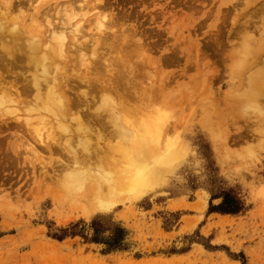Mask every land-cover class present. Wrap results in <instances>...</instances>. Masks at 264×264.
Wrapping results in <instances>:
<instances>
[{
	"label": "rangeland",
	"instance_id": "rangeland-1",
	"mask_svg": "<svg viewBox=\"0 0 264 264\" xmlns=\"http://www.w3.org/2000/svg\"><path fill=\"white\" fill-rule=\"evenodd\" d=\"M71 9L76 19H69ZM97 16L104 18V32ZM14 21L24 30L33 24L21 33L23 49L29 34L47 35L50 22L68 28L74 46L59 76L71 80L73 103L67 123L23 109L24 103L17 113L0 108V264H264V97L251 102L247 79L264 59V0H0L1 24L10 28ZM4 28L0 76L21 91V79L11 72L33 68L7 59L1 45L11 36ZM83 91L89 99L81 102ZM103 93L118 101L107 109L117 110L123 125L114 117L119 125L112 123L105 104L101 108ZM39 111L48 119L44 133L52 127L55 141L37 139L45 126ZM78 114L86 130L72 119ZM138 126L154 132L152 142L145 144ZM120 128L135 133L128 137ZM85 141L91 151L79 156L91 158L81 167L92 176L85 185L65 183L78 166L61 146L80 151ZM141 145L138 166L154 182L137 195L121 188L108 209L94 206L90 185L101 190L96 177L116 171L122 181L125 168L137 166L131 150ZM167 148L179 150L175 164L154 166L152 157ZM225 189L241 198L244 211H210ZM95 217L128 229L126 249L107 253L105 244L91 241ZM76 223L77 234L63 235Z\"/></svg>",
	"mask_w": 264,
	"mask_h": 264
},
{
	"label": "bare ground",
	"instance_id": "bare-ground-1",
	"mask_svg": "<svg viewBox=\"0 0 264 264\" xmlns=\"http://www.w3.org/2000/svg\"><path fill=\"white\" fill-rule=\"evenodd\" d=\"M94 9H96V7H94ZM70 11L72 12L69 14L70 20L76 19L79 16L75 12L74 9H71ZM1 14H3V13H1ZM97 19H98L97 20L98 30L101 33L103 31V29L104 30L107 29V26H106V23L104 21V18H102L101 16H97ZM80 22L81 21H76L75 24L77 26H79L81 24ZM1 23H3V22H0V29L4 28L5 25H7L4 23V26H3V24H1ZM49 24H50V26H48V29L46 32L47 35L44 34L45 36H43V37H37L34 34V36L31 37L32 35L30 36V34H29L28 35L29 40H27V42H23L24 43V49L21 46L22 43L20 40L24 39L23 34L26 35L29 31H31L30 29L33 26V24L30 25L28 28H26V30H24V27H22V25H19L18 21H14L12 26L11 27L9 26L10 28H8V27L4 28V29H6V32H7L6 35L11 36L9 39L10 43H8L7 42L8 40L4 39V37L2 35V39H4L3 40L4 44L1 45V47H2V49L4 48V50H7V54L10 57V58L7 57V59H12V60L15 59L16 63L24 60V62H25L24 65L29 66L31 69L33 68V71H29V73H28V71L26 72V70L24 71L22 69V71L20 73L19 72L15 73L14 70L11 72V69H10L11 67L9 68L10 72L12 74H16V77H17L15 79L16 82H17V80L21 79V81H19V82H22L21 83V86H22L21 91L19 89H17L18 86L16 88H14V86H16V85L15 84L11 85L10 81H8L7 78L0 76V108H2V110L4 111V113L2 112L3 114H5V112L6 113H12V112L18 111V108L16 106H18L19 104L22 105L24 103V105L26 104L27 108H26V106L24 107V105H23L22 106L23 109H26L29 111L34 112L37 110H41V112H42V110H43V111L49 112L50 114H52V116H54L58 119L60 118L61 120L63 119L65 121H66L67 117H69V116H67V114H68L69 109H70V103L71 104L73 103V101L69 97V93H68V91H69L68 90L69 89L68 83H69V81L71 82V80H69V78H65V76H63V75L59 76V73L60 72L62 73V70L65 68V66L62 67V60L68 58L67 51L69 52V49H71L72 46H74V44H71L70 43L71 39L69 41L67 38V33H68L67 27L59 29L56 27V25L51 24V22ZM1 25H2V27H1ZM0 31L2 33L3 29H1ZM1 33H0V35H1ZM21 33H23V34H21ZM18 36H20V37L22 36V39ZM17 37L19 38V41L21 44L17 40L18 39ZM5 38H6V36H5ZM0 40H1V38H0ZM5 40H6V42H5ZM74 43L76 44V42H74ZM10 44H12V45H10ZM20 48H22V49H20ZM15 50H17V51L20 50L19 51L20 54H18V53L16 54L17 51L15 52ZM22 50H24V51H22ZM0 51H2V50H0ZM13 51H14V53H13ZM0 55H2V54H0ZM3 58H4V56H3ZM3 58L0 59L1 62H2ZM9 62L12 64L11 60ZM260 62L261 63H260L259 67L253 66L251 68L250 71L252 73L248 75L249 77H247V79L249 80L248 84H250L254 88V90L251 91L249 96L251 98V102L256 103V104L258 102L262 101V98L264 97V59L262 57H261ZM2 63H4V62H2ZM16 63H15V65H17V67H18L19 64H16ZM5 64H3V65H5ZM254 64L258 65L259 62H254ZM3 65L0 64V66H3ZM20 66H22V65L20 64ZM20 66L18 68H20ZM88 67H91V66H88ZM5 68L7 69V67H5ZM28 70H30V69L28 68ZM5 72H9V70L7 69V71H5ZM63 72H65V71H63ZM27 73L29 74V76L27 75ZM5 76H7V75H5ZM69 84H71V83H69ZM100 84H101V86L105 85L104 82L103 83L100 82ZM93 85H95V84H93ZM98 86H100V85H98ZM104 87H106V85ZM104 87L103 88L100 87V88L104 90ZM108 87H106V88H108ZM13 89H15L14 92H16V93L11 92V91H13ZM92 89H93V86L90 90H92ZM103 90H102V92H103ZM98 91H100V90H98ZM88 93L91 94V92H88ZM93 93H94V91H93ZM81 94H83V96H82L83 98L81 97V95H79L81 97L80 100L84 99V101H85V99L86 100L89 99V98H87V91H83V93H81ZM90 94H89V97H90ZM103 94H105V93H103ZM103 94H101V97L99 96L101 98L100 106L101 105L104 106V104H105L106 107H103V108H105V111L111 109V107L113 109L114 106H115L114 107V109H115L116 106L118 105V101L116 99H114L109 93L105 94V95H103ZM91 95H94V94H91ZM102 95H103V97H102ZM95 96H96V94H95ZM81 102H83V100ZM16 103H17V105H16ZM102 106H101V108H102ZM108 107H109V109H107ZM23 109H20V110H23ZM72 109L70 111H73ZM116 111L117 110H115V112ZM110 112L113 114V115L108 114V115H112V117L109 116L110 119L114 117L115 121L118 120L117 121L118 123L121 122L120 118H122V117H119V115L116 114L115 112H114L115 113V115H114L113 111H110ZM43 113L38 114L39 116L37 115L40 118L39 120L41 122L45 123V126H43L42 128H40L38 130L37 139L41 143H46L48 140L55 141V139L53 137L54 133H53L52 127L49 128L48 133H44V131H43V129L46 128V123L48 120V119L47 120L45 119V115H42ZM106 113H109V112H106ZM117 113H120V112H117ZM207 114H206V116H207ZM99 117H101V116L99 115ZM35 118H37V117H35ZM72 119L78 120V122L80 124V125H78V127L80 129L86 130L87 127H84L85 123H83L82 118L79 116V114L76 117L72 116ZM96 119L97 120L100 119V118H98V115H97ZM29 120L30 119H28L27 123H29ZM114 120H112L113 122L112 121L111 122L116 124L117 122H114ZM58 123L60 124V127H62L64 130L71 132V131H69V127L67 125H65L63 121H59ZM66 123H67V121H66ZM119 124L123 125L122 122ZM122 125H120V126H122ZM138 127L139 128H137L136 131L139 134H141L145 144L147 142H149V143L152 142V140L154 139V136H153L154 132L148 127H142V126H138ZM88 128L90 130V127H88ZM34 129H36V128H34ZM120 130H121V128H120ZM117 131H119V130H117ZM90 132H92V130H90ZM120 132H122L123 134H126V136L128 135V137H131V136H129V133L131 135H132V133H135L134 130L132 131L131 129H127V128L125 130V133L122 130ZM97 134H99L101 136L100 133L97 132ZM78 137H80V136H78ZM122 137H124V135ZM100 138H102V137H100ZM100 140H98V141H100ZM102 142H103V139H102ZM104 143H105V141H104ZM68 144L69 143H67L66 146L62 145L61 149H63L66 152H69L71 155H73V157L75 159L76 166H78V167L75 166L76 168H74V166H72L74 169L72 168L73 171H71L68 174L69 176L72 177V179L71 180H69V178L65 179V183H66V180H68L73 184H74V182H76L77 184H84L85 185V183L89 177L88 175L92 176V174L91 173L88 174V172H86V169L82 168L81 165L86 164L84 162L88 163L91 156L89 158H86V160H85V157H83V156H82L83 158H80L79 153H82L83 150H85L84 153H87V151H91L90 150L91 146L89 147L90 144L88 143V141L87 142L85 141L83 148L80 149V151H79L78 148H76L72 145H68ZM127 144L128 143H126V145ZM99 145H101V144L98 143V146ZM104 149H105V147L104 148L102 147V150H104ZM131 152L134 153V155H136V157H137V166H134V165H131L130 167L127 166V168H125V170H124L125 171L124 173H126V177L124 176L122 181L118 180V176H117V178H114L113 173L116 171H114L113 173L101 172L96 177V182H95L98 184V187L101 188V190L95 192L93 185L92 186L90 185L91 197H92L91 202L97 208H100L103 210V209H108L112 206H115V204L117 203V195H119L121 188L131 189L134 192L133 194L137 195L139 188L142 187L141 185L145 186V185L152 184L154 182L153 177L151 178V174L149 172H147L146 170L140 169V167L138 166L140 161L143 159V157H142V145L137 146L136 148H133L131 150ZM179 154L180 153H179L178 149H176V148H169L168 149L167 148V150L163 154H157V156L155 158L152 157V161L154 163V166H157L160 169H163L165 167L167 168L169 166L171 167L177 161ZM69 162H70V160H69ZM72 163H73V161H72ZM124 164H125L124 166L127 165L126 163H124ZM119 173L121 174L120 171H119ZM69 176H67V177H69ZM103 184H108L106 192H104L105 188L103 189Z\"/></svg>",
	"mask_w": 264,
	"mask_h": 264
},
{
	"label": "trees",
	"instance_id": "trees-1",
	"mask_svg": "<svg viewBox=\"0 0 264 264\" xmlns=\"http://www.w3.org/2000/svg\"><path fill=\"white\" fill-rule=\"evenodd\" d=\"M222 198V201L214 206L210 205V211L220 212L222 214H239L245 210V204L241 200L240 197L235 194V192L231 189H225L218 196ZM91 229L93 230V235L91 237L92 242L105 244V251L113 252L117 250L126 249V238L128 235V229L124 227L122 224L111 220H103L100 217H95L91 221ZM77 226L78 224H74L70 229L64 228V234H77ZM108 233V234H107ZM61 236H58L60 238ZM62 238V237H61ZM60 238V239H61ZM208 249L213 248L211 244H206ZM215 249H218L216 247Z\"/></svg>",
	"mask_w": 264,
	"mask_h": 264
},
{
	"label": "clouds",
	"instance_id": "clouds-1",
	"mask_svg": "<svg viewBox=\"0 0 264 264\" xmlns=\"http://www.w3.org/2000/svg\"><path fill=\"white\" fill-rule=\"evenodd\" d=\"M68 178H69V180H71V179H72V177H71V176H69Z\"/></svg>",
	"mask_w": 264,
	"mask_h": 264
}]
</instances>
